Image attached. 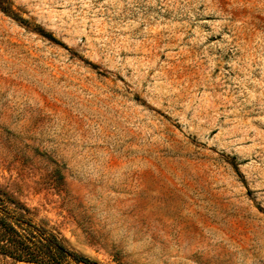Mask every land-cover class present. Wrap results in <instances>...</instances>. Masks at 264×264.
I'll return each mask as SVG.
<instances>
[{
	"label": "rangeland",
	"instance_id": "374dc122",
	"mask_svg": "<svg viewBox=\"0 0 264 264\" xmlns=\"http://www.w3.org/2000/svg\"><path fill=\"white\" fill-rule=\"evenodd\" d=\"M9 1L0 187L102 264H264V0Z\"/></svg>",
	"mask_w": 264,
	"mask_h": 264
},
{
	"label": "trees",
	"instance_id": "16d2710c",
	"mask_svg": "<svg viewBox=\"0 0 264 264\" xmlns=\"http://www.w3.org/2000/svg\"><path fill=\"white\" fill-rule=\"evenodd\" d=\"M9 0L0 9L13 13ZM50 40L60 43L51 34ZM0 256L31 264H102L74 250L54 229L35 221L32 210L0 187Z\"/></svg>",
	"mask_w": 264,
	"mask_h": 264
}]
</instances>
